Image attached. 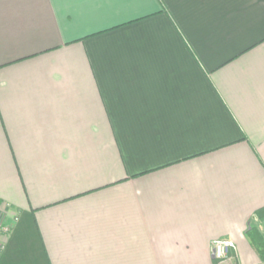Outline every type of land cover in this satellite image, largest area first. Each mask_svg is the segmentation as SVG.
Returning <instances> with one entry per match:
<instances>
[{
    "label": "crops",
    "instance_id": "0c3cea01",
    "mask_svg": "<svg viewBox=\"0 0 264 264\" xmlns=\"http://www.w3.org/2000/svg\"><path fill=\"white\" fill-rule=\"evenodd\" d=\"M264 0H0V264H264Z\"/></svg>",
    "mask_w": 264,
    "mask_h": 264
},
{
    "label": "built area",
    "instance_id": "2783aa9c",
    "mask_svg": "<svg viewBox=\"0 0 264 264\" xmlns=\"http://www.w3.org/2000/svg\"><path fill=\"white\" fill-rule=\"evenodd\" d=\"M9 228L0 224V236L6 234ZM210 257L216 264H239L236 246L232 240L222 238L211 242Z\"/></svg>",
    "mask_w": 264,
    "mask_h": 264
},
{
    "label": "trees",
    "instance_id": "16d2710c",
    "mask_svg": "<svg viewBox=\"0 0 264 264\" xmlns=\"http://www.w3.org/2000/svg\"><path fill=\"white\" fill-rule=\"evenodd\" d=\"M257 215L259 217H264V209L260 210L257 213ZM247 236L251 240V243L254 245V247L257 248V246H260L264 252V241H263L262 237L255 230H250L249 232H247Z\"/></svg>",
    "mask_w": 264,
    "mask_h": 264
},
{
    "label": "rangeland",
    "instance_id": "374dc122",
    "mask_svg": "<svg viewBox=\"0 0 264 264\" xmlns=\"http://www.w3.org/2000/svg\"><path fill=\"white\" fill-rule=\"evenodd\" d=\"M257 248L259 249V251H261V253L263 252V250H262V248H261L260 246H257ZM262 257H263V259H264V252H263V254H262Z\"/></svg>",
    "mask_w": 264,
    "mask_h": 264
}]
</instances>
